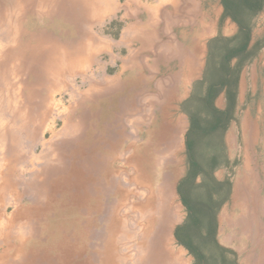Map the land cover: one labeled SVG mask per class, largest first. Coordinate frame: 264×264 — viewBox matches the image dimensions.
I'll use <instances>...</instances> for the list:
<instances>
[{"label":"rangeland","instance_id":"1","mask_svg":"<svg viewBox=\"0 0 264 264\" xmlns=\"http://www.w3.org/2000/svg\"><path fill=\"white\" fill-rule=\"evenodd\" d=\"M38 1L31 0L30 10L26 8L25 15L18 20L22 35L16 43L10 44L7 34L17 20L15 0H0V44L9 49L0 65V169L5 168L7 172L2 173V177L13 184L15 177L23 182L36 176L44 177L45 181L46 175L41 172L42 168L47 163L56 167L57 163L47 161L44 155L59 154L64 148L67 171L63 174V183L53 186L54 196L43 207L42 222L50 237L54 236L53 232L57 228L71 235L72 231L79 234L74 228L76 224L87 221L90 226L88 238H80L77 242L78 251L64 264H101L99 255L107 240V222L112 207L117 203H122L119 216L125 217L134 236V239L127 241L126 248L120 250V254L126 256L123 264H135L141 256L137 252V243L141 242L146 228L134 206L151 201L164 189L170 195L168 198L173 199L172 208L176 206L177 211L168 237L167 233L164 236L165 241H169V250L175 256H172L175 260L170 264H195L193 255L180 246L174 236L175 230L187 219L178 187L188 170L186 139L193 123L185 126L183 139L178 137L171 140V136L166 134L170 127L159 125V118L146 119L145 122L141 115H136V108H142L141 100H137V95L128 90L135 87V78L127 71L117 78L118 67L110 66L107 54L110 39L117 38L120 33L119 15L116 17L114 5H121V0H110L108 11L107 0H91L92 17L87 21L75 0H57L56 10L52 3L40 7ZM227 18L238 27L230 17ZM221 19H225V16ZM241 19L249 31L248 53L240 56V59L232 58L222 63V45L234 49L241 39L235 38V34L221 36L219 32L209 44L206 72L199 86L201 91L213 85L216 90H221L225 86H237L239 76H244V102L235 124L229 130L230 138L225 145L223 129L219 127L202 132L203 128L208 129L209 119L215 116L214 112L208 113L210 104L205 107L207 113L202 112V117H199L200 111H194L197 113L196 120H201V124L198 127L200 130L190 135L197 136L195 156L199 167L220 182L222 187L208 194L200 184L201 175H198L188 194L195 199L212 194L217 202H225L227 218L231 216L233 220V227L229 230L235 236L236 248L242 252L236 255L238 261L264 264V0L260 11L256 14L246 13ZM37 40L47 47L39 48L33 56L22 58L13 73L6 71V79L2 82L3 70L11 59V46L20 49L28 42L34 47ZM48 46L63 49L64 54L51 55L46 50ZM61 57L78 62L75 70L68 68L62 75L56 72L53 64L56 59L63 60ZM224 78L227 82L222 85ZM107 83L112 86V92L107 93ZM60 106L70 112L67 122L81 123L82 127L76 134L77 140H74V135L59 134L64 119V116H57ZM190 106L189 110H185L186 113L194 109ZM193 106L202 109L199 104L193 103ZM244 119L246 131L243 132L241 123ZM53 121L54 131L58 135L50 141L49 134L44 139L42 133ZM18 154L22 155L23 160L14 161L13 155L19 157ZM29 157L41 158L44 163L36 164L33 168L28 163ZM13 168L18 172H8ZM237 180L252 185L251 190H254L252 192L259 201L256 216H252L249 208L242 207L235 196ZM83 186L89 188L91 194L100 196L91 197L85 204V211L79 213V204L71 198L75 190ZM18 192L22 193L21 188ZM28 199L25 195L22 206L29 203ZM42 201L46 200L43 198ZM215 207L218 208L217 215L223 212L220 211L221 204L212 210ZM151 208L157 213L162 209L159 205ZM157 213L156 223L160 217ZM2 219L0 238L7 241L6 246L0 241V264H41L40 261L34 263V259L44 253V247L46 256L61 262V253L49 246L51 239L47 241L46 233L41 239L34 235L26 239L29 236L28 228L27 231L21 229L17 216L12 215L10 209ZM206 233L202 224H196L188 233L195 250H200V240H205ZM21 235L25 238V250L17 255L15 250ZM152 238L151 233L148 244ZM142 240L144 243L145 240ZM27 254L31 257L29 261L26 259ZM59 262L52 260L50 264ZM139 264H143L141 260Z\"/></svg>","mask_w":264,"mask_h":264},{"label":"crops","instance_id":"2","mask_svg":"<svg viewBox=\"0 0 264 264\" xmlns=\"http://www.w3.org/2000/svg\"><path fill=\"white\" fill-rule=\"evenodd\" d=\"M121 2V5H114L116 17L119 15L120 33L117 38L110 39L107 48L110 66L118 67L115 75L117 78L126 71L129 75L133 74L135 87L128 90L137 95L136 99L141 100L142 106L140 109L136 108L138 110L136 115L138 117L141 115L145 122L146 119L159 118V125L170 127L166 134L171 136V140L178 137L183 139L185 126L198 119L194 111H200L199 117H202V112L207 113L205 107L208 105L209 87L201 91L199 86L206 72L209 44L219 32L221 36L230 37L234 34L236 36L238 27L227 16L221 19L224 16L222 0L212 2L121 0ZM110 5L111 1L107 0V11ZM244 81L241 74L237 86L235 84L232 87L225 86L221 90H215L209 103L208 113L215 112L218 117L215 121L210 118L208 124L214 122L223 129L224 144L230 138L229 130L235 124L244 102ZM109 91L112 92V86L107 83V93ZM193 103L199 104L202 109L195 108ZM190 105L194 109L191 113H186L185 110H189ZM217 119L220 122H217ZM241 126L244 127L243 132L246 131V119ZM5 171L6 169H0L1 174L7 173ZM249 185L250 182L237 180L235 196L242 207L247 210L249 208L252 216H256L259 201L252 192L254 190H251L252 185ZM161 191L163 192L159 196L152 198V205H161L160 196L164 195L165 198L170 196L164 189ZM220 204L222 205L220 211L223 212L215 216V230L207 232L205 240H200L202 246L199 251L193 247L194 254H199L196 259L195 255L191 254L195 264H244V261H238L236 255L242 252L236 248L235 236L229 230L233 227V220L231 216L227 218L225 202ZM175 209L176 207L171 209L164 217L160 215L157 223L153 215L152 226L149 228L152 241L162 232H166L168 237L171 223L177 216ZM1 220L2 216L0 222ZM254 233L257 231L254 230ZM191 238L190 236V240ZM191 243L193 244L192 241Z\"/></svg>","mask_w":264,"mask_h":264},{"label":"bare ground","instance_id":"3","mask_svg":"<svg viewBox=\"0 0 264 264\" xmlns=\"http://www.w3.org/2000/svg\"><path fill=\"white\" fill-rule=\"evenodd\" d=\"M75 1H76V6L77 5L79 7L81 6L82 8L81 12L84 18L86 19V21L89 20L92 17V15H90L92 13V10L90 9L91 0H75ZM77 1L79 2V4H77ZM48 3H52L53 8L55 10L58 8L57 0H50V2H48L47 0H39L37 5L42 7V6L47 5ZM31 6H32L31 0H15L14 10L17 12V15H16L17 20L15 21V26H12V28H10L7 34V39H8V42H10V44L16 43L17 38L22 35L19 29V27L21 26V23L18 20L21 19V16L25 15L26 8L30 10ZM1 21L2 20H0V22ZM11 47L13 49V51L10 52L11 59L7 67L4 68L3 70L2 82H4V80L6 79L5 78L6 71L9 73H13V71L15 70V67H17V64L19 63L20 60H22V58H25L26 55L33 56V54L37 50H39V48L40 49L41 47L46 48L47 45L46 44L43 45L41 44V42H39V40H37V42H35L34 47L31 46V43H28V42L26 45H24L20 49H17L15 45H12ZM7 49H8L7 47H4L0 44V65L2 62V58ZM46 50H49V53L51 55H58L61 53L64 54V50L58 49L56 46L54 47L48 46ZM7 51H9V49ZM62 59L66 63H64L63 60L56 59L53 64L54 67L57 69L56 72H59L60 75H62L64 71H68V68L72 67L71 70H75V66L78 64V62L72 61L70 58H67V59L62 58ZM69 114L70 112L65 107L60 106L57 108V116L59 117L64 116L59 134L63 136L64 135H70V136L74 135V138H75L74 140H77L76 134L79 131V129L82 127V125L80 122H76V123L67 122L66 118L69 116ZM54 123L55 122L53 121L51 126H47L44 129L42 133V137L44 139H46L45 135L47 133L50 136L49 137L50 141H52L54 138L57 137L58 134L54 131L55 130ZM18 156L19 157H17L16 155H13L14 161L23 160V158H21L22 157L21 154H18ZM44 158L47 161H54L57 163L56 167H51L47 163L42 168L41 172H43L46 175L45 181L43 179L44 177L39 178L37 176L34 178H31L29 181H26V182L21 181L19 177H15L14 184H13V183H8L7 180H5L2 177V174L0 173V216H3L10 209V211L12 212V215L17 216L18 223L20 224L21 229L24 228L27 231V228H28L29 236L26 239L31 238L33 235L35 238L39 237L41 239L42 237L45 236L43 235V233H46L45 237L47 241H50L51 239L49 246L51 248H54V250L60 252L62 255L61 262H59V260L56 258L51 259L50 257H48L49 255L48 256H46L47 254L45 255L46 249L43 245H41L40 247L42 248L44 247L43 248L44 253L39 255L37 258L34 257L36 258L34 259V263H38L40 261L41 264L43 263L50 264L52 263V260H57L60 264H64L67 261V259H69L70 257H73L75 253L78 251L77 242L80 240V238L81 237L88 238V232L90 230V226H89V223H87V221L84 223L81 222L79 224H76L74 228L78 230L79 234L72 231L71 235L70 233L66 234V232L62 231V229L57 228L53 232L54 236L50 237L49 231L45 228V225L42 222V219L44 218V215H43L44 208L43 207L45 203H48L49 199L53 198L54 196L53 186L55 184L63 183V174L67 171V164L65 162L66 152L64 151V148H62L59 154L52 153L51 155L50 153H48L44 155ZM28 163L34 168L36 164L44 163V160H42L41 158H34V157H31L30 159L29 157ZM8 172L14 174V173H17L18 171H16V168H13L11 171H8ZM50 180H53V181H50ZM19 188H21L22 190L21 194L18 192ZM121 194H122V191H121ZM25 195L29 197L28 199L29 203L27 205L22 206V200L24 199ZM94 196L99 198L100 194H91L89 192V188H87L86 186H83L82 188H77L75 190L73 197L71 199H76L77 203L79 204L77 206L79 213H83L85 211L86 202L91 197H94ZM163 196L164 195L160 196L159 198V201H160L159 204H161L159 206H161L162 209H160L158 213L156 210L151 208L154 206L151 204V202H153L152 201L153 199H151V201L149 202L137 203L134 206L139 213L140 220L144 222L143 226H145L146 228L142 236V239H144L145 242L143 243V240L141 239V242L137 243L138 244L137 252L141 256L136 261L135 264H139V260H141V263L143 264H170L171 261L174 259L172 257L174 256L173 253H171V251L169 250L170 248L169 241L167 239L165 241L166 237L164 238L166 232H162L161 234H159V236L156 237V239H154L150 244L147 243V239L149 238V232H150L149 226L151 223V219L153 218V215H156L155 213H157L161 216L163 215L164 217V215L166 216L171 211V209H173L172 208L173 199L165 198ZM43 198L47 202L42 201ZM121 206H122V203H117L111 209V216L109 218V221L107 222L108 223L107 240L105 242L103 252L101 254L99 253L101 264H123L126 261V256L125 255L121 256L120 250L126 248L128 240L132 238L134 239L133 233L131 231L132 227L128 225V222H126L125 217L119 216V210H121ZM146 207H148L149 210H145ZM143 216H145V218ZM19 238L20 239H18V242L20 243L15 250L17 255L21 254V251L23 252V250H25L23 246V244L25 243V238L22 235ZM0 241L2 243L4 242L3 245L6 246L5 241L7 240H5V238H0ZM29 257H30V254H27V257H26L27 261H29Z\"/></svg>","mask_w":264,"mask_h":264},{"label":"trees","instance_id":"4","mask_svg":"<svg viewBox=\"0 0 264 264\" xmlns=\"http://www.w3.org/2000/svg\"><path fill=\"white\" fill-rule=\"evenodd\" d=\"M222 5L224 7V16L230 17L237 25H238V33L235 38L239 37V45L234 49H229L224 45L221 48V52L224 53V57L222 59V63H227L232 58H242L240 56L246 55L248 53V44H249V31L246 29L245 25L242 22L241 17L246 13H253L256 14L258 11L261 10L262 7V0H222ZM231 8L233 12L231 11ZM246 57V56H245ZM248 57V56H247ZM227 80L224 78L222 80V85H224ZM216 90V87L210 86L209 87V95L207 96V104L210 103L211 99L213 98V94ZM215 113V112H214ZM218 117L215 114L214 120ZM217 122H220L217 119ZM200 126V121L195 120L193 122L192 128L187 133L186 139V149H187V161H188V170L186 176L183 178L181 183L178 187V192L180 196V200L182 205L184 206L187 219L181 227H178L175 230V238L177 243L186 249L189 254L195 255L198 258L199 254L193 251V244L191 243L192 238L190 240L189 232L192 230L196 224H202L204 229L207 232H212L215 230L214 220L215 216L218 212V208H212L214 206L219 205L221 202H217L212 194L208 195L207 197H203L200 199L192 198L188 192L190 186L194 185V180L198 175H201V183L205 191H218L222 184L218 181H215L211 175H208L199 167V162L196 160L195 156V146L198 144V140L195 139V136L190 137L192 133L199 131L198 127ZM218 128L217 124L211 122L208 129H202V132H207L210 130H216ZM197 141V142H196ZM204 172V173H202ZM201 173V174H200ZM202 188V189H203ZM186 237V238H184Z\"/></svg>","mask_w":264,"mask_h":264}]
</instances>
